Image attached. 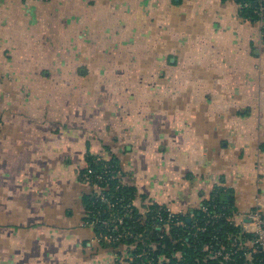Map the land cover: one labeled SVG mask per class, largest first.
Here are the masks:
<instances>
[{"label":"crops","instance_id":"obj_1","mask_svg":"<svg viewBox=\"0 0 264 264\" xmlns=\"http://www.w3.org/2000/svg\"><path fill=\"white\" fill-rule=\"evenodd\" d=\"M88 153L135 205L264 215V21L234 0H0V264H136L85 225Z\"/></svg>","mask_w":264,"mask_h":264},{"label":"trees","instance_id":"obj_2","mask_svg":"<svg viewBox=\"0 0 264 264\" xmlns=\"http://www.w3.org/2000/svg\"><path fill=\"white\" fill-rule=\"evenodd\" d=\"M234 1L240 5V13L246 20L250 22L264 21V17H261L253 7L246 9L244 6H241L244 1L253 2L255 0ZM100 155L88 153L86 155V167L79 173V180L84 184H86V177H89L91 182L89 186L92 189L90 193L83 196V204L85 207L84 221L99 235L102 231H106V226L103 224V221L108 219L111 214L123 215L124 205L131 203L133 213L131 215H125V223L121 231H132L139 235L135 239L124 238L120 242L110 243L104 240L101 242L103 247L117 248L121 244L128 245V247L136 246L138 249L130 250L131 254L141 255L142 250L140 247H147L155 242L158 243L159 249L152 256L155 257L157 264H222L212 260H208L207 262L202 261L204 258L202 248L206 243L214 242L212 240L213 236L223 238L225 243H230L228 240L230 234L237 237L239 241L246 240L252 236L251 234H241L242 230L240 226L228 220L234 208L227 199L225 192L218 189L204 204L208 207V211L212 215L219 216L208 224L206 231L197 232L196 229H193L194 225L196 227L204 226L208 219L207 212L200 211V214L195 215L190 222L188 221V217L183 215L178 216L180 221L174 222L173 225L167 227L166 234L164 233L161 237V230L154 225L155 219L153 218V212L144 216L136 207L135 189L124 184V174L121 170L119 160L114 155ZM99 158L100 160H98ZM95 185L98 188L94 187ZM158 206L161 205L152 204V209H158ZM159 254H161L160 259L162 262L159 261ZM144 257H138L136 261ZM237 258L238 263L264 264V254H255L253 259L248 261L245 259L243 251H241Z\"/></svg>","mask_w":264,"mask_h":264},{"label":"built area","instance_id":"obj_3","mask_svg":"<svg viewBox=\"0 0 264 264\" xmlns=\"http://www.w3.org/2000/svg\"><path fill=\"white\" fill-rule=\"evenodd\" d=\"M241 6H244V8L246 9H250L253 7L255 11L259 15H261V17H264V0H255L253 2L244 1L243 4H241ZM98 160H100V158ZM85 181L86 184L88 185L91 184L89 177H86ZM94 187H97V185H95ZM158 207H159L158 209H152V205L149 204L146 207V209L142 212V214L146 216V214L153 212V218L155 219L154 225L161 230L162 232L161 237H162L164 233L166 234L167 227L173 225L174 222L180 221L178 216H180L181 214L177 213L172 208L167 206L161 205ZM153 210L155 211V213ZM202 211L207 212L208 219L204 226H199V227H196V225L193 226V229H196L197 232L206 231L208 224L213 219H216V217H219L218 215H212L208 211V207L206 205L202 206ZM132 213H133V206L131 203H127L123 207V215L111 214V216L108 219L103 221V224L106 226V231H102L99 235L96 234L95 241L100 244L104 240L113 243V242H120L124 238L135 239L136 236L138 237L139 235L132 231H125V230L121 231L122 226H124L125 223V215H131ZM246 217L249 223H247L244 226V228H242L241 234H251L252 236L246 240L243 239L242 241H239L237 237L230 234L228 237L230 243H225V240L223 238H220L218 236H213L212 240H214V242L206 243L202 248V253H204V258L202 259L203 262L212 260V261L220 262L222 264H248L247 262L238 263L237 257L241 251H243L244 257L248 261H251L255 254H264V215L259 209H257L251 211ZM85 225L88 226L86 223ZM215 245H217V247H215ZM147 247L145 246L140 247L142 250L141 255H132L131 259L135 261L137 260L138 257L145 256L144 258L138 259V261H136V264L146 263V262L148 264H157L155 257L152 255L158 252L159 249L158 243L154 242L148 245ZM129 248L130 250L138 249V247L136 246H129ZM158 257H159V261L162 262V260L160 259L161 254H159ZM163 259H165V257H163ZM177 264H182V263H177Z\"/></svg>","mask_w":264,"mask_h":264}]
</instances>
